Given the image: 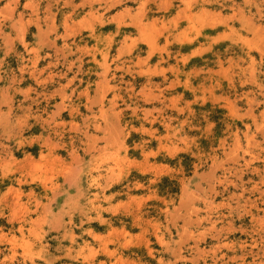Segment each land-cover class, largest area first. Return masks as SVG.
Masks as SVG:
<instances>
[{
    "label": "rangeland",
    "instance_id": "1",
    "mask_svg": "<svg viewBox=\"0 0 264 264\" xmlns=\"http://www.w3.org/2000/svg\"><path fill=\"white\" fill-rule=\"evenodd\" d=\"M0 264H264V0H0Z\"/></svg>",
    "mask_w": 264,
    "mask_h": 264
}]
</instances>
